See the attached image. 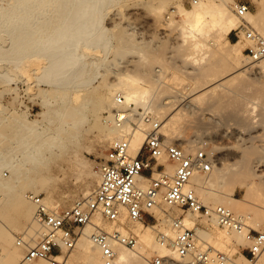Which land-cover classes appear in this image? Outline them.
I'll return each mask as SVG.
<instances>
[{"label": "bare ground", "instance_id": "obj_1", "mask_svg": "<svg viewBox=\"0 0 264 264\" xmlns=\"http://www.w3.org/2000/svg\"><path fill=\"white\" fill-rule=\"evenodd\" d=\"M106 1L107 0H0V73L17 70L19 63L23 59L39 57L44 61L38 64L36 62L33 63L32 68L33 70L41 71L39 81L43 80L51 86L61 87L65 83L67 84V81L64 80L67 74H73L74 72L79 78L77 77V80L72 86L75 88V93L73 95L75 97H81L93 94L96 88L91 87L92 89H90L88 87L90 82H80V78L83 77L89 57L96 47V43L93 42V39L96 37L99 38L100 36L102 37L101 34H95L97 28L101 26V18L97 16L96 13L102 10ZM162 1L161 4L168 3V0ZM179 3L180 2L174 3V6L168 11L169 17H167V20L169 24L175 22V20L171 19V16L177 13L176 8ZM163 6L164 5H160L159 8ZM55 8H57V10H63L61 13L62 17L57 20L56 26L52 28L50 33L45 36L38 35L40 27H36L35 24L38 19H41L39 14L44 13L43 10H55ZM172 8H174V10ZM191 10L192 15L196 12L214 15L216 17L215 23L217 26L214 29L206 30V35L199 37L197 41L194 42L195 46L197 44L200 45L199 50L202 52L199 55L200 58H204L207 52L210 54L208 53V64L200 67L193 77L194 80L192 79V84L188 85V87H182L181 93L187 100L186 104H178V99L174 96L168 100H165V98L163 99L164 91L158 87L153 91V81L148 80V77L144 74H138L137 77L133 75L122 78V69H119V72L116 71V76H120L119 79L115 78L114 80H110V82L98 92L97 105L95 108H92L94 109V111L92 110V114H96L95 117L97 116L105 122L104 135L108 141L113 143L123 136H129V151L133 156H136L143 147L147 125L138 120L140 127L136 129H131L127 124L118 127L113 122V110H111L114 105L112 97H114L115 93H122L125 98L126 107L135 104L132 110L137 111L139 113L138 115L147 113L159 121L162 124L160 131L166 137V141L176 142L182 145L181 142H179L181 139H176L175 137L182 123L188 121V116H192L193 112L199 111L197 103L201 104V102L204 101L209 104V107H214L221 103H229L230 105L232 102L235 103L236 99L239 100L238 96L244 98L243 100L245 101L247 100V92H245V90L252 85L250 76L251 71L254 68L264 70V58L255 63L254 61L253 63L248 61L249 57L243 52L240 46L241 42H233L230 40V33L238 29L244 20L242 21V18L238 17L236 13L230 10L225 2L215 3L214 0H199V3ZM180 16L182 17L180 30H182V38L184 39L183 29L189 21H186L183 15ZM244 19H246L252 27H256L257 31L264 37V8L260 10L257 17L249 11ZM27 22L33 23L32 27L27 26ZM101 31L104 33L105 28H102ZM129 35H131V33H129ZM25 37L38 38V40L36 43L34 40L29 42L25 40ZM131 38L132 37L129 36L128 39L131 40ZM207 39L208 41H206ZM198 57L196 58L195 56L197 60ZM101 58L102 55L99 53V59ZM152 59L154 62L161 63L160 55ZM166 69L168 68L163 67V70ZM164 76L165 75H162L160 78L163 77L164 79ZM236 76L241 78V82H237L239 83L238 85H236L235 82L234 85L230 86L229 83H233ZM158 78L154 79V81L156 84H161L164 80ZM237 79L239 78L237 77ZM158 80L163 81L158 82ZM133 81L136 83H132ZM145 91L148 93L147 96L144 95ZM244 93H246V95ZM195 102L197 103L195 104ZM246 104L244 103V108L247 110L246 112H248L250 106L248 108ZM43 105L46 108V111L42 114L46 116L45 118L33 121L27 119L21 120V126L26 128L29 134H22L18 131L17 135L22 138L25 135H29V137L26 140L16 137V139H14L16 146H14L13 149H8V151L4 153H0V170L2 168L10 170V176L7 179L0 178V190L8 191L26 184L29 179L27 174H32L34 176L37 173H41L43 169H47L53 161L62 155V150L65 147L63 141L73 142L76 140L79 126L84 119L78 118L74 111L66 109L68 108L67 106H65L67 111L63 109L64 113L62 110L58 111L61 108L60 106V108L58 107L59 109H55L57 110V112L55 111L57 117H53V113L50 114V111L53 109L51 108L50 102L44 101ZM97 108L103 109L104 112L107 113V116L102 117L97 114ZM249 110H251V108ZM49 114L52 115V117H49ZM248 115H250V113ZM68 116L71 117L70 120L67 119ZM43 121L45 123H43ZM205 130L207 131V127ZM174 138L176 140H174ZM27 141H31L33 144L29 150L27 149L28 152L24 151L25 153L22 154L20 149ZM207 141L209 142L208 139ZM202 142L203 144H208L205 141ZM183 148L188 151L184 146ZM202 148L206 149L210 156H212L214 150H216V148L208 150L205 146ZM15 152L21 153H17V155ZM254 160L255 159L251 160L243 156L239 161L233 163V165L241 162L242 169L256 174L257 165H253V163H255ZM160 162L164 163L167 169L166 171L169 174L174 173V163L168 161L165 156L162 157ZM212 163L210 172H195L189 181L188 187L193 188L197 195V190L202 193L204 200H201L199 195L198 197L204 205L208 203L210 198H213L215 204L214 206L208 204L209 208L224 206L232 210L235 214L244 216L251 227L256 226L257 224H255L256 222L254 223V218L250 213H255L254 215L257 217L264 218V206H259L261 211L256 209L255 206H252L257 205L256 207H258L254 199L259 201L258 198L261 197L258 196H264L263 192H260L262 189H259L257 184L253 181L246 182L245 197L243 199L237 198L234 196L232 189H228L230 180H228V170L226 171V168L231 166V164L220 161L218 162L219 166H217L214 160H212ZM201 174H208V177H202ZM33 179L35 178L33 177ZM99 180L100 175L94 173L92 182L83 188V195L88 197L92 194L95 184L98 183ZM138 180L141 182L140 185L144 187L148 184L149 179L140 177ZM31 191L34 192L36 189L33 188ZM11 198L12 200L8 206L14 210L16 216L20 219H28L30 221V229L21 236V240L24 242V246H31L29 242L32 244L37 242L44 232L42 226L35 220L36 205L31 200L30 194H21V192H18L12 194ZM44 202L51 208L50 199L46 198ZM250 205L254 209L251 208ZM155 212L160 221H170L169 228H165L164 231L170 239H173L177 232L171 224L172 216H175V212H180V209L171 207L163 202L161 207L155 209ZM188 214L190 215L184 217V222L187 227L195 229L198 236V245L200 246L208 244L210 247L216 250L218 249V251L219 249L220 251H224L231 258L234 254L240 253L237 245L241 246L242 243H250L244 233H238L225 228L221 229L217 220L214 218H208L200 214ZM197 216H203L210 221V223L208 222V227L214 237L210 238L208 240L209 242L201 241L200 234H198L199 227L195 224V218ZM0 221L2 220L0 219ZM120 222L124 224V226L121 227L122 232L126 233L129 231L128 229H130L139 237V245L135 250L116 246L115 248L118 251L116 264H148L146 260L148 252L146 253L147 255L145 254L146 256L143 255L144 253L142 254V252L145 251L143 249L144 244L152 250L149 256L155 252L161 254L168 253L171 256H176L175 253L170 250L169 246H162L160 244L156 236V227L144 222H136L131 225L128 224L127 211L125 208L120 216ZM94 224L99 229L107 232H111L115 228L112 222H107L101 215L95 216ZM95 225L90 224L85 227L87 228L86 237L82 240L83 249L86 253L85 263L105 264L99 248L94 245L90 238L92 232L97 229ZM153 232H155V235ZM16 235L17 233L14 230L6 231L0 227V264H21L23 254L15 245ZM233 241H235L236 244L233 243ZM262 254L264 255L262 252L259 256H263ZM231 260V264H247V262L252 261L241 253L236 258H231ZM68 262H70L69 259ZM28 264L49 263L44 259H36Z\"/></svg>", "mask_w": 264, "mask_h": 264}, {"label": "rangeland", "instance_id": "obj_2", "mask_svg": "<svg viewBox=\"0 0 264 264\" xmlns=\"http://www.w3.org/2000/svg\"><path fill=\"white\" fill-rule=\"evenodd\" d=\"M161 1L107 0L102 10L96 13L101 18V26L97 28L95 34H101L102 37L93 39L96 47L89 57L83 77L80 78V82H90V86L88 84L90 89L96 88V91L89 96L75 97L73 95L75 88L72 86L78 77L74 72L73 74H67L64 79L67 84L65 83L66 85L64 84L61 87L51 86L41 80V78L40 80L43 82L39 81L41 71L32 69L33 63L36 62L38 64L44 61L39 57L23 59L19 63L17 70L10 71L12 74L10 72L0 73V153H4L16 146L14 139L16 137L22 138L17 135L18 131L22 134L28 133V130L21 126V120L33 121L46 117L42 115L46 111L43 105L44 101L50 102L51 108H53L50 114L53 113V117H57V113H55L57 110L55 109L61 107L62 109L60 108L58 111L62 110L63 112V109H70L74 111L78 118L84 119L79 126L77 138L74 140L75 143L74 141H63L65 147L62 150V155L53 161L47 169H43L41 173H37L34 176L27 174V177H29L28 182L20 187L8 191L0 190V219L2 220L0 221V227L6 231L14 230L17 233L15 245L20 249L23 256L27 247L19 245V240L30 229V221L28 219H20L16 216L14 210L8 206L12 200L11 195L18 192H21V194L40 195L44 200L46 198L51 200V208L57 207L61 209L70 207L77 200L87 197L83 195L82 190L92 182L94 173H98L99 165L112 144L104 135L105 122L101 118L95 117L96 114H92L94 111L92 108L97 105L98 92L110 80L119 79L120 76H116L119 69L123 71L122 78L133 75L137 77L138 74L146 75L148 80L153 81V91L157 87L161 88L164 91L163 99L168 100L174 96L178 99V104L182 105L187 102L181 93L182 87H188V85L192 84L193 77L200 67L208 64V55L210 53L207 52V56L200 58L199 55L202 52L194 45V42L191 40L185 42V39L182 38V30H180L182 17L174 13L171 19L175 20V22L169 24L167 20V17H169L168 11L171 10L174 3L180 2V0H168V3L164 4H161ZM214 1L215 3L225 2L229 9L234 12L232 8L234 0ZM239 1L247 3L255 17L264 8V0ZM159 4L164 5L163 7L166 11L163 14L150 15L151 12L156 11L157 7L159 8ZM184 7L192 9L191 0H184ZM172 9L174 10V8ZM43 12L39 14L41 19H38L35 24L36 27H40L38 35L41 36L47 35L56 26L57 20L62 17L61 13L63 10L55 8V10H43ZM244 21L247 20L245 19ZM26 25L32 27L33 23L27 22ZM102 28H105L104 33L101 31ZM253 28L257 30L256 27ZM128 35L132 37L131 40L128 39ZM229 38L233 42H238L237 31L233 30ZM25 40L29 42L34 40L36 43L38 38L25 37ZM246 45L244 42L240 43L243 52ZM99 53L102 55L101 59H99ZM159 55L161 63L152 61L153 57ZM195 56L196 58L199 56L198 60ZM248 61L253 63L250 58ZM163 67L168 69L163 70ZM256 69L254 68L251 71L252 85H250V89L245 90L247 95L244 93L247 96V100L244 101V98L238 96L239 100L236 99L235 103L232 102L230 105L229 103H221L214 107H209V104L204 101L201 104L195 102L199 107V111L193 112L192 116H188V121L182 123V128L180 126V130H178L175 137L176 139L180 138L179 142H181L182 146L188 151L192 150L191 152L204 146L208 150L216 148L212 155L213 160L217 163V166H219L218 162L220 161L231 164V166L226 168V171L228 170V180H230L228 189H232L234 196L240 199L245 197V184L250 181L257 184L258 188L262 189L260 192L264 194V70ZM158 75L159 78L162 75L167 78L166 80L163 77L160 78L164 81L158 80V82H163L156 84L154 79H157ZM235 78L233 83L231 82L232 84L229 83L230 86L234 85L235 82L236 85L239 84L237 82H241L239 76ZM117 94L122 95L120 92L114 94V97H112L114 105L111 110L115 107V96ZM244 103H247L246 105L248 108L250 106L251 110L249 108L248 112H246ZM65 106L68 108L65 109ZM131 106L134 108L135 104H131ZM97 112L102 117L107 116L103 109L97 108ZM135 112L137 115L139 114L137 111ZM249 113L250 115H248ZM50 114L49 117H52ZM67 119L70 120L71 117L68 116ZM43 123L45 122L43 121ZM206 127L207 131L205 130ZM28 137L29 135H25L22 139L26 140ZM175 138L174 140H176ZM202 141L208 144H203ZM32 144L33 142L31 141L23 144L20 149L22 154L28 152L27 149L29 150ZM21 152H15V154H20ZM243 156L251 160L255 159L253 165H257L256 174L242 169L241 162L233 165ZM9 176V169L2 168L0 170V178L7 179ZM201 176L208 177V174H201ZM98 184L99 182L95 184L94 190ZM33 188L36 191H31ZM197 192L201 200H204L202 193L199 190ZM258 197H261L258 198L259 201L254 199L258 207H256L257 205L252 206L261 211L259 206H264V196L260 195ZM208 204L214 206V199L210 198L205 205L209 206ZM252 206L250 205L251 208H253ZM177 214H183V217L190 215L183 213L181 210L174 213V215ZM250 214L254 218V223L256 222L255 224H257L252 228L258 229L261 224H264L263 217H257L254 215L255 213ZM149 219L152 225L157 224L156 228L161 230L168 229L170 226V221L162 222V220H159L157 222L151 217ZM195 219V224L199 227L198 234H200L201 241L207 242L214 237L208 227V222L210 223V221L207 218L197 216ZM86 230L87 228L83 231L76 249L70 254V264H87L85 263L86 253L82 243L83 238L86 237ZM153 233L155 235V232ZM29 243L34 245L36 242L33 244ZM233 243L236 244L235 241ZM237 246L240 253L251 260L248 250L249 244L242 243L241 246ZM143 249L145 251L142 254L144 253L143 255H145L148 252L149 257L152 250L146 247L145 244ZM221 252L224 251L221 250ZM240 253L234 254L231 258H236ZM261 257L259 256L251 262H247V264H264V255Z\"/></svg>", "mask_w": 264, "mask_h": 264}, {"label": "built area", "instance_id": "obj_3", "mask_svg": "<svg viewBox=\"0 0 264 264\" xmlns=\"http://www.w3.org/2000/svg\"><path fill=\"white\" fill-rule=\"evenodd\" d=\"M232 8L238 17L245 20L250 6L234 0ZM238 41L247 45L244 53L251 61L264 58V37L247 21L236 29ZM131 105L126 107L121 94L115 96L113 122L122 127L127 124L131 129L139 126V121L147 125L143 147L136 156L130 154L129 136L115 140L100 163L98 173L100 181L88 197L77 200L67 208H50L40 195L30 194L36 205L35 220L44 232L34 245L28 246L21 264H28L36 259H44L49 264H69L72 250L83 234L86 226L94 224L96 215L115 225L107 232L97 229L90 235L93 243L101 252L105 264H116L118 251L116 246L135 250L139 237L130 229L124 233L120 216L127 211L128 224L136 222L150 223V217L159 221L155 209L165 202L183 213L204 215L217 220L222 228L244 233L249 240L251 260L258 258L264 250V224L258 229L252 228L246 218L235 214L229 208L204 205L196 191L188 187L195 172L208 173L212 169L213 156L206 149L187 151L176 142L166 141L160 131L162 124L149 114L137 115ZM166 157L175 164V171L169 174L160 160ZM140 177L148 178L146 186L140 185ZM172 227L177 234L170 239L164 230L156 228L157 239L162 246H169L175 257L168 253H153L147 257L148 264H231L228 254L218 251L208 244L198 245V236L193 228L186 226L183 214L172 216ZM152 225V224H151ZM157 227V224L153 225ZM19 245H24L20 239Z\"/></svg>", "mask_w": 264, "mask_h": 264}, {"label": "clouds", "instance_id": "obj_4", "mask_svg": "<svg viewBox=\"0 0 264 264\" xmlns=\"http://www.w3.org/2000/svg\"><path fill=\"white\" fill-rule=\"evenodd\" d=\"M193 7L199 0H191ZM178 15H183L186 23L183 32L185 42L191 40L193 42L197 41L199 37H203L206 35V30L214 29L217 25L215 23L216 17L211 14H205L202 12H196L192 15V10L190 8L184 7V0H180L179 5L176 8ZM166 11L164 8H157L155 12H151L150 15L155 16L157 14H163ZM197 48L200 47L199 44L196 45ZM132 83H136L133 81ZM144 95L147 96V91L144 92Z\"/></svg>", "mask_w": 264, "mask_h": 264}]
</instances>
